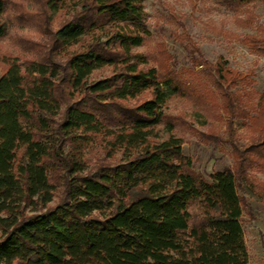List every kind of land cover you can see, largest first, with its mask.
<instances>
[{
  "label": "trees",
  "instance_id": "obj_1",
  "mask_svg": "<svg viewBox=\"0 0 264 264\" xmlns=\"http://www.w3.org/2000/svg\"><path fill=\"white\" fill-rule=\"evenodd\" d=\"M216 2L236 26L255 29L228 36L264 55V21L254 12L264 0ZM32 4L42 6L0 0V41L8 24L42 38H24L34 58L0 53V264H248L237 187L244 179L264 195L246 175L264 172V92L248 116L228 88L251 70L212 64L190 43L188 60L210 87H188L168 55L150 66L133 53L149 35L142 0H77L55 30ZM189 94L226 117L230 134L235 118L248 117L232 166L208 177L194 171L176 119L163 112L166 99ZM94 145L91 164L85 150Z\"/></svg>",
  "mask_w": 264,
  "mask_h": 264
},
{
  "label": "rangeland",
  "instance_id": "obj_2",
  "mask_svg": "<svg viewBox=\"0 0 264 264\" xmlns=\"http://www.w3.org/2000/svg\"><path fill=\"white\" fill-rule=\"evenodd\" d=\"M15 1V0H14ZM37 1V0H36ZM42 4H32L34 9H42L48 18L50 27L55 30L62 19L73 14V4L77 0H52L61 6L60 10L47 11L43 5L49 0H39ZM146 27L149 35L141 47L133 49L147 59L150 66L169 56L174 70L189 82L191 88L197 83L210 87L207 78L199 71L201 66H192L188 60L187 50L193 44L203 60L214 64L219 59L230 69L241 73L251 70L248 80L237 82L228 91L237 97L246 114L251 116L258 95L264 92V55L246 49L228 34L244 35L255 33L254 28H241L233 23L232 13L216 0H142ZM257 22L264 21V5L259 4L254 10ZM9 36L0 41V53L11 54L19 58H34L24 38L33 42H42L36 34L35 27L29 25L8 24ZM186 45V46H185ZM0 67V72L2 71ZM109 75V69L97 70L90 76L91 81ZM163 112L173 121V132L183 141L181 151L193 161L194 171L208 177L224 166L231 167L233 159L231 150L234 144H244L248 129V117L235 118L231 134L225 128V119L219 120L199 102L196 95H178L165 100ZM98 154L93 147L85 150L87 160L91 163ZM93 164V163H91ZM246 175H255L264 184V172L256 168L247 169ZM237 194L241 195L246 205L243 206L242 228L249 257L248 264H264V195L257 188L248 186L242 179L238 182Z\"/></svg>",
  "mask_w": 264,
  "mask_h": 264
}]
</instances>
